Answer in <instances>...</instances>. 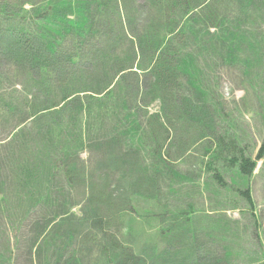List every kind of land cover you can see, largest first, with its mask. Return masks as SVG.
<instances>
[{
  "label": "trees",
  "instance_id": "16d2710c",
  "mask_svg": "<svg viewBox=\"0 0 264 264\" xmlns=\"http://www.w3.org/2000/svg\"><path fill=\"white\" fill-rule=\"evenodd\" d=\"M20 4L14 7L16 14L0 8V38L6 41L0 46V117L13 121L16 136L26 141L11 147L4 157L0 155V167H6L11 177L21 174L24 188L34 184L37 190L10 199L0 195V218H16L17 205L22 203L26 214L37 215V224H47L49 215L42 210H56L53 222H64L47 237L57 257L54 264H195L191 244L196 245V237L181 227L159 230L162 247L154 246L148 252L126 243L125 230L119 227L126 210L114 206L105 183L109 177L101 171L110 162L114 167L124 165L117 160L121 157L133 165L136 157L127 152L133 149L140 156L146 154L141 159L145 174L166 172L172 124L178 121L171 114L180 109L189 115L188 129L195 117L213 122L207 127L203 121L200 124L205 134L201 140L209 143L206 170L216 188H227L218 165L236 170L244 179L253 176L257 163L264 161V137L252 158L244 143L246 135L237 128L227 126L219 134L216 119L221 105L214 96L216 83H208L195 54L212 55L215 67L240 63L245 76L261 79L251 71L254 67L263 77L254 91L264 99V52L257 49H264V29L259 24L264 0H40ZM124 93L133 94L135 106ZM119 99L120 108H113ZM141 100L158 102L161 108V113L147 114L148 123L135 118L141 114L137 107ZM194 102L204 106L198 108ZM258 115L264 122L261 107ZM87 148L95 155L89 163L87 158L80 159ZM124 148L127 151L121 153ZM170 176L177 174L161 178L164 190L173 193ZM55 184L58 187L53 188ZM79 189L86 206L78 225L89 230L80 239L96 248L93 263L89 256L79 257L74 246V225L66 221L72 205L63 210L66 203L74 205L70 195ZM157 190L153 200L162 195ZM233 193L256 217L249 185L235 187ZM256 223L257 218L254 258L243 259L223 247L221 257L215 254L218 260L200 251L203 264H264Z\"/></svg>",
  "mask_w": 264,
  "mask_h": 264
},
{
  "label": "rangeland",
  "instance_id": "374dc122",
  "mask_svg": "<svg viewBox=\"0 0 264 264\" xmlns=\"http://www.w3.org/2000/svg\"><path fill=\"white\" fill-rule=\"evenodd\" d=\"M39 1L0 0V8L16 14L17 9L14 7L21 5L20 3L38 4ZM231 3L236 5L235 1ZM259 24L264 29V16L260 19ZM5 42L0 38V46ZM9 43L11 42L9 41ZM257 49L264 52V49L258 47ZM195 57L198 68L206 74L208 83H216L214 96L221 105L220 118L216 119L220 123L217 126L219 134H222L227 126L234 130L237 128L239 133L246 135L244 143L249 145L250 155L254 158L260 141L264 137V122L258 115L259 107L264 109V99L262 94L254 91L263 79L262 74L252 67L251 71L256 72L261 79L258 76H245L244 67L240 63L236 66L223 64L215 67V58L212 55L207 57L203 54H195ZM8 79L12 78L8 77ZM18 80L22 79L18 78ZM124 83L132 87L130 80H126ZM124 94L133 101L132 106H135V101L131 98L133 94ZM114 95L117 98H119L118 96L122 97L120 93H114ZM194 103L198 108L204 106L203 103ZM120 104L121 100L119 99L112 106L119 109ZM137 107L141 114H137L135 118L141 119L143 123H148L147 114L161 113L158 102L144 103L141 100ZM171 115L178 121L172 124L173 138L167 150L169 162L164 164L166 172H155L148 176L144 173L145 167L141 163L142 157H146V154L141 152L140 156L138 151L133 149L127 151L126 148L122 149L121 153L127 151L128 154L136 157V162L133 165L128 166L125 158L121 157L117 160L122 161L124 165L114 167V164L110 162L101 171L102 174L109 177L105 183L109 194L116 202L114 206H121L126 210V214L121 217L119 222V227H123L125 230L124 241L133 243L137 251L142 249L148 252L154 246L162 247V238L158 236L159 230L173 228L177 231L181 227L190 237H196V245L191 244V249L196 253L193 258L195 264H203V256L200 251L205 255L212 254V258L218 260V257L223 255V247H230L237 256L243 259L254 258L256 255L253 251L256 248L254 246L256 245L254 243V220L256 218V224L260 228L259 241L264 250V161L257 163L250 179L242 178L234 169L218 165L227 184V188L219 190L210 182V177H208L210 173L206 170L208 157L205 152L208 150L209 143L206 139L201 140L205 134L202 132L200 122L203 121L206 127L209 124L212 125L213 122H209L208 118L203 116L195 117L190 124L192 128L188 129L185 122L186 119H189V115L186 112L176 109ZM6 122L0 117V144H3L0 145V155L3 157L11 147H17L26 141L24 136H16L18 130H13L15 127L13 121ZM184 130L188 132H184ZM13 135L16 136L15 141H11ZM42 135H46L45 130ZM170 147L172 148L169 149ZM90 149L87 148L81 154L80 159L84 161L87 158L88 163L92 162L95 155L94 152L89 151ZM148 169L152 170L151 167ZM46 172L44 177L47 176ZM170 173L177 174L174 177L170 176L173 177L171 180L173 193L164 190L166 187H164L161 178L169 177ZM17 176L11 177L6 167H0V195H5L10 199L14 194L18 197L19 193H32L37 190L34 184H29L27 188H24L20 183L21 174ZM44 177L41 180L45 183ZM27 180L31 179L27 177ZM138 180L141 181L140 186H137ZM247 185H249L255 204L254 214L256 217L251 216L242 200L233 193L235 187L242 189ZM55 187H58L57 184L53 188ZM159 188L162 195L157 200H153L151 196L157 195L153 192H157ZM70 196L74 205L66 203L63 210L72 205L66 221H72L74 225V246L78 249L79 257L83 259V257L89 256L90 263L96 262L94 259L97 256L96 248L88 244L85 245L80 239L83 232L89 231L78 225L80 211L86 206L85 197L81 189L71 193ZM130 207L133 208V212L129 211ZM188 207L192 209V214H189ZM36 210L39 211L38 208ZM42 211L49 215L47 224L43 222L37 224L34 221L37 219V215L26 214V207L22 203L17 205L16 218L9 221L0 218V264H54L57 257L54 248L50 245L51 240L47 237L51 229L59 227L58 225L64 221L53 222L52 217L56 215V210ZM72 214L76 216H72ZM187 218L192 220H190L191 223L186 222ZM181 238L182 236H180Z\"/></svg>",
  "mask_w": 264,
  "mask_h": 264
}]
</instances>
